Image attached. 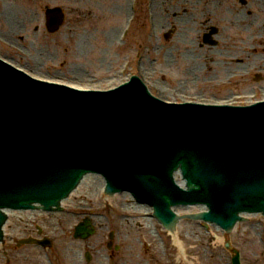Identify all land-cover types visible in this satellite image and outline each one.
<instances>
[{
  "label": "rangeland",
  "instance_id": "obj_1",
  "mask_svg": "<svg viewBox=\"0 0 264 264\" xmlns=\"http://www.w3.org/2000/svg\"><path fill=\"white\" fill-rule=\"evenodd\" d=\"M150 1L137 0L136 20L124 37L131 0H0V59L33 77L81 89L106 90L137 75L155 96L168 102L249 104L264 99V33L260 38L250 35L260 25L244 24V35H217L212 47L201 44L190 19L174 20L176 0H157L164 4L167 19L159 29L154 9L151 4L146 7ZM45 7H59L64 13V24L54 34L46 30ZM218 25L221 32L239 31L235 24ZM191 56L197 58L193 70ZM260 67L262 78L255 81ZM237 96L231 102L230 97ZM62 207L64 215L56 216L7 213L0 264H231L234 250L241 264H264L262 216H244L248 222L239 223L230 234L211 225L205 230L201 222L182 218L177 224L182 252L155 220L146 224L149 212L135 207L128 195L109 199L96 187L80 184ZM190 212L196 210L180 209L178 214ZM84 219L94 234L75 239L74 228ZM39 233L52 242L50 248L19 245ZM110 233L113 244L108 249Z\"/></svg>",
  "mask_w": 264,
  "mask_h": 264
},
{
  "label": "water",
  "instance_id": "obj_2",
  "mask_svg": "<svg viewBox=\"0 0 264 264\" xmlns=\"http://www.w3.org/2000/svg\"><path fill=\"white\" fill-rule=\"evenodd\" d=\"M45 10L54 33L63 13ZM136 82L141 85L133 77L122 96L74 94L0 61V242L7 211L60 210L87 172H102L109 194L130 191L152 205L166 229L178 220L173 206L206 207L185 218L226 233L244 221L241 214L264 216V103L263 114L226 117L227 110L185 105L175 111L185 121L162 119L159 101ZM177 170L185 189L174 184ZM88 226L85 220L76 227L75 237L91 236ZM21 243L51 246L47 239ZM232 264H240L238 253Z\"/></svg>",
  "mask_w": 264,
  "mask_h": 264
},
{
  "label": "flooded vegetation",
  "instance_id": "obj_3",
  "mask_svg": "<svg viewBox=\"0 0 264 264\" xmlns=\"http://www.w3.org/2000/svg\"><path fill=\"white\" fill-rule=\"evenodd\" d=\"M176 2L177 5L173 3L175 11L172 17L175 21L177 19L176 22H179L181 18L190 19L196 28L195 35L201 36V44L203 45L214 47L217 35H244L243 32L246 31L242 32L241 26L242 29H245L244 24L246 23L249 26L255 23L260 25L255 33L251 32L250 35H263L264 33V0H176ZM183 6L190 7V11H184ZM222 22L235 24L239 31L234 33L228 28V32H221V26L218 24ZM262 30L263 32H261ZM209 35L210 37H208ZM237 63L240 61L238 60ZM260 71L261 67L257 71L259 74L254 75L255 79L262 78ZM237 74L240 73H233V75ZM109 244L111 245L108 249L112 247L113 242ZM115 248L117 247L115 246Z\"/></svg>",
  "mask_w": 264,
  "mask_h": 264
},
{
  "label": "bare ground",
  "instance_id": "obj_4",
  "mask_svg": "<svg viewBox=\"0 0 264 264\" xmlns=\"http://www.w3.org/2000/svg\"><path fill=\"white\" fill-rule=\"evenodd\" d=\"M163 4V3H162ZM161 4V6H160V4L159 3H157V0H153V5H152V8L155 10V12H154V10H153V20H154V23L155 24H157V27L159 28V29H161V27H163L164 26V24H165V20H166V22H167V19H166V17H165V10H164V4L162 5ZM158 6H160V7H158ZM119 7V9L122 11V8L120 7V5L118 6ZM158 7V8H157ZM160 9V11H158ZM157 13H159L158 15H159V17H162V16H164V19H162V18H158V15H157ZM173 14V13H172ZM167 16H170V14L169 13H167ZM14 23V22H13ZM14 25L15 26H17V24H15L14 23ZM166 25V24H165ZM172 26H174V23H173V25ZM157 28V29H158ZM263 35H259V38L260 37H262ZM8 37H9V35H8ZM110 37V36H109ZM112 38V37H111ZM5 40V39H4ZM3 40V41H4ZM177 44H175V46H176ZM245 46H243V48H244ZM239 49H241V48H239ZM255 49H257V47L255 48ZM258 50V49H257ZM230 55H232V54H230ZM230 55H228V56H230ZM198 58H200V56L198 57ZM191 63L189 64L190 65V67H192V70H193V68H194V64L192 65V63H193V61H195L196 59H193L192 58V56H191ZM236 70H238V69H236ZM79 87V86H78ZM162 90H166V88L164 89V87H162ZM173 94H175V93H173ZM84 181H85V184L84 185H86V186H88V187H91V186H93V187H96V189H97V191L98 192H102V186H103V183H102V179L100 178V177H95V176H92V175H90V176H85V178H84ZM82 185V184H81ZM111 197H115V196H110V195H107V198H111ZM135 207H144V206H138V205H135ZM149 211V209L147 208L146 209V211ZM180 209L178 208H176L175 209V211H179ZM190 210H196V211H202V210H204L203 208H191V209H188V211H190ZM34 212H39V211H36V210H33ZM17 212H19V211H17ZM32 212V211H31ZM20 213V212H19ZM22 213V212H21ZM23 213H26V212H23ZM150 222V224L152 223V218H147V219H145V222ZM8 222V221H7ZM148 222L146 223V224H148ZM6 226H7V223H6V225L4 226V228H3V231H5V228H6ZM171 236H172V238L175 240V243H176V245H177V247L182 251V252H184V250L181 248V246H180V237H179V232H178V230H175V231H172L171 233ZM224 240V238H218V241L219 242H222Z\"/></svg>",
  "mask_w": 264,
  "mask_h": 264
}]
</instances>
